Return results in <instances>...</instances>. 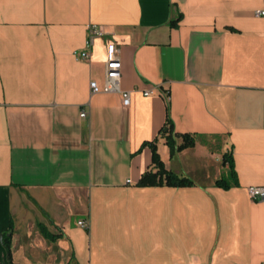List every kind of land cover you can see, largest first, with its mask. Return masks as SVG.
<instances>
[{"label":"crops","instance_id":"1","mask_svg":"<svg viewBox=\"0 0 264 264\" xmlns=\"http://www.w3.org/2000/svg\"><path fill=\"white\" fill-rule=\"evenodd\" d=\"M262 11L264 0H0V264L11 223L21 264H264V200L247 190L264 185ZM90 23L103 32L88 47ZM110 43L120 90L92 93ZM168 118L193 146L171 151ZM153 145L194 184L139 185L157 170Z\"/></svg>","mask_w":264,"mask_h":264},{"label":"trees","instance_id":"2","mask_svg":"<svg viewBox=\"0 0 264 264\" xmlns=\"http://www.w3.org/2000/svg\"><path fill=\"white\" fill-rule=\"evenodd\" d=\"M160 135L166 137L167 143L170 145L171 151H180L184 148H187L189 146H193L195 144V138L193 135L189 133H177L174 130L173 123L170 118H168L166 124L160 129ZM176 137H181L182 141L180 143L177 142ZM153 161L155 163V166L157 167V170H147L144 172V174L141 176L138 184L147 186V185H158V184H168V185H175V186H187L194 184V181L187 176H182L177 174L176 172L167 169L160 157L159 152L157 151L156 145H153ZM226 158H228V155H225ZM217 184L223 185L225 187L230 186V183L225 179H218L216 181ZM40 231L42 234L48 238L51 241L57 240V238L60 236L58 233H54L48 229V227L40 223L39 224ZM12 233H13V225L10 224V234L5 233L3 237V245L9 254V264H21L16 263L12 259V253H11V246H12Z\"/></svg>","mask_w":264,"mask_h":264},{"label":"built area","instance_id":"3","mask_svg":"<svg viewBox=\"0 0 264 264\" xmlns=\"http://www.w3.org/2000/svg\"><path fill=\"white\" fill-rule=\"evenodd\" d=\"M261 13H264L262 11ZM102 28L95 24L90 23L88 24V39H87V46H91L93 44V41L95 37L102 34ZM117 52L118 48L117 45L114 43H110L108 45L107 50V60L105 62V82L104 85L101 87L99 83L96 80H91L90 82V88L92 93L100 92V91H114V90H120V68L119 64L116 61L117 59ZM74 53L79 58L89 59L90 58V51L88 49L84 50H75ZM153 90H146L144 91V94L148 95L152 93ZM122 97H123V103L125 105L130 104V91H122ZM87 112L83 111L82 116H86ZM249 196L253 200H264V185H250L247 187ZM80 225L89 228V222L87 220L80 221Z\"/></svg>","mask_w":264,"mask_h":264},{"label":"rangeland","instance_id":"4","mask_svg":"<svg viewBox=\"0 0 264 264\" xmlns=\"http://www.w3.org/2000/svg\"><path fill=\"white\" fill-rule=\"evenodd\" d=\"M215 158V154H213V159ZM214 162H215V160H214ZM22 226H21V230L19 231V233L21 234H25L26 235V226L22 223L21 224ZM50 229H52L51 228V226H50ZM34 230H37V226H35L34 227ZM55 231H56V229H54ZM19 236V235H18ZM34 238H36V237H34ZM35 241V243L37 244V246H38V242H37V240H34ZM90 245V244H89ZM90 247V246H89Z\"/></svg>","mask_w":264,"mask_h":264},{"label":"water","instance_id":"5","mask_svg":"<svg viewBox=\"0 0 264 264\" xmlns=\"http://www.w3.org/2000/svg\"><path fill=\"white\" fill-rule=\"evenodd\" d=\"M8 234H10V232ZM8 258H9V254H8Z\"/></svg>","mask_w":264,"mask_h":264}]
</instances>
